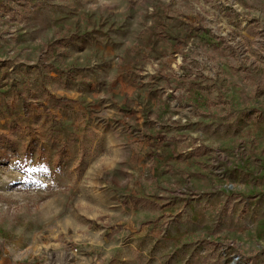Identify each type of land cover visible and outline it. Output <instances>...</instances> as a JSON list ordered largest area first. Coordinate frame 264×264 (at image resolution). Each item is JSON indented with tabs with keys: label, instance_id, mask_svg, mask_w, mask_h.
<instances>
[{
	"label": "rangeland",
	"instance_id": "1",
	"mask_svg": "<svg viewBox=\"0 0 264 264\" xmlns=\"http://www.w3.org/2000/svg\"><path fill=\"white\" fill-rule=\"evenodd\" d=\"M4 158L0 263L264 264V0H0Z\"/></svg>",
	"mask_w": 264,
	"mask_h": 264
},
{
	"label": "crops",
	"instance_id": "2",
	"mask_svg": "<svg viewBox=\"0 0 264 264\" xmlns=\"http://www.w3.org/2000/svg\"><path fill=\"white\" fill-rule=\"evenodd\" d=\"M114 145L116 146V147H119L120 145V143H119V139H118V137H114ZM121 148H122V145H121ZM119 149V148H118ZM129 148H127V147H125V148H123L122 149V152H126L127 150H128ZM129 159H130V156L129 155H125V156H123V157H121V158H119V157H115L114 158V160H115V162H114V160H113V164H123V165H128L129 164Z\"/></svg>",
	"mask_w": 264,
	"mask_h": 264
},
{
	"label": "trees",
	"instance_id": "3",
	"mask_svg": "<svg viewBox=\"0 0 264 264\" xmlns=\"http://www.w3.org/2000/svg\"><path fill=\"white\" fill-rule=\"evenodd\" d=\"M61 101H65V100L61 99ZM7 160H8L7 158H4V159L0 160V164L7 162Z\"/></svg>",
	"mask_w": 264,
	"mask_h": 264
},
{
	"label": "built area",
	"instance_id": "4",
	"mask_svg": "<svg viewBox=\"0 0 264 264\" xmlns=\"http://www.w3.org/2000/svg\"><path fill=\"white\" fill-rule=\"evenodd\" d=\"M0 264H4V263H0Z\"/></svg>",
	"mask_w": 264,
	"mask_h": 264
}]
</instances>
